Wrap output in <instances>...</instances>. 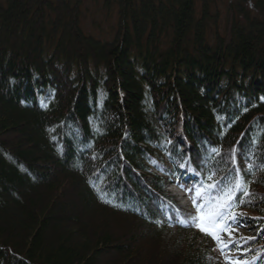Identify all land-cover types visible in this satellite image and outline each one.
Here are the masks:
<instances>
[{"label":"trees","instance_id":"trees-1","mask_svg":"<svg viewBox=\"0 0 264 264\" xmlns=\"http://www.w3.org/2000/svg\"><path fill=\"white\" fill-rule=\"evenodd\" d=\"M87 2L0 0V264H134L142 240L150 264H264V0H90L102 38ZM183 174L213 204L247 184L230 247L169 195Z\"/></svg>","mask_w":264,"mask_h":264},{"label":"rangeland","instance_id":"rangeland-1","mask_svg":"<svg viewBox=\"0 0 264 264\" xmlns=\"http://www.w3.org/2000/svg\"><path fill=\"white\" fill-rule=\"evenodd\" d=\"M92 1V0H91ZM88 3V2H87ZM114 16H112L110 19H108V15L102 11L101 7L98 6L96 3L90 2L88 3V7L86 5L85 12H84V21L82 23L83 30L86 34L93 33L95 35H100L98 38H102L104 36L103 33H107L109 30H111V27L114 24ZM97 22V27L95 30L92 29V23ZM100 34H99V30ZM89 33H88V32ZM91 35V34H90ZM95 35L93 37H95ZM111 35V32H110ZM155 172L154 170H152ZM181 179L178 180H172V182L167 184L166 190L168 192L172 191L174 194H184L186 195V201L185 204L187 206H190L191 204V211L192 212H197L196 207L194 206L193 202V196L195 195L194 189L199 188L198 184L194 183L193 179H189V177L185 178V175L180 176ZM170 190V191H169ZM172 195V194H170ZM207 195V196H206ZM207 199L208 203L206 204V207L210 205H214L211 201L210 195L208 191L205 189V192L203 196L197 200L195 203L200 204L205 202ZM176 201V200H175ZM203 212V211H202ZM201 212V213H202ZM111 216V215H110ZM106 223L105 225L107 226V231L114 236L117 240L120 242H125L127 241L130 236L133 235H138L141 230H139L137 223H132L130 220H125L120 217H109L107 221L103 219ZM87 221V222H86ZM84 220L86 224V228H88L89 235L91 236L92 234L96 233L99 231V227L103 225L102 219L100 218H89ZM123 221V222H122ZM116 223V224H115ZM66 229H61L60 233L58 236H66ZM81 232V231H80ZM78 232L76 234V237L72 240V243H77L81 239V233ZM245 232V231H244ZM243 232V233H244ZM256 232L255 229L251 228L249 235H254ZM92 237V236H91ZM199 244V243H198ZM160 249L157 246L153 245V242H145L142 240L141 245L139 248H137V258H135L134 264H150V257L149 255H155L157 258L160 256ZM113 258H109L107 256L104 257L102 264H113L112 261ZM125 259V257H124ZM119 261V260H118ZM110 262V263H109ZM120 262V261H119Z\"/></svg>","mask_w":264,"mask_h":264},{"label":"snow or ice","instance_id":"snow-or-ice-1","mask_svg":"<svg viewBox=\"0 0 264 264\" xmlns=\"http://www.w3.org/2000/svg\"><path fill=\"white\" fill-rule=\"evenodd\" d=\"M209 179H211V177H209ZM207 187L208 186L205 185L204 187L194 189V206L196 207L198 213L203 211V215L198 214L191 217L190 223L197 226L199 230L204 232L206 235H209L213 239L217 240L222 245L221 251H223L224 248L230 247V245L222 240L219 233H227L229 236H231L232 228L235 225H229L227 221H229V218L235 221L237 216V213L232 211V207H230L229 204L235 198L234 193L237 191L243 193V196L249 195L248 187L242 179H238L230 189L224 191L220 201L214 205L206 207V204L208 203L207 199L203 203L196 204L195 202L203 196ZM212 187H215V185H212ZM243 202L244 200L242 198L240 203ZM222 209H226V212L222 211ZM233 243L238 244V241L233 240ZM228 264H231V261H229ZM237 264H248V261H238Z\"/></svg>","mask_w":264,"mask_h":264},{"label":"bare ground","instance_id":"bare-ground-1","mask_svg":"<svg viewBox=\"0 0 264 264\" xmlns=\"http://www.w3.org/2000/svg\"><path fill=\"white\" fill-rule=\"evenodd\" d=\"M191 175V174H190ZM182 194V193H181ZM207 196V195H206ZM201 214V213H200ZM123 222V221H122ZM238 222H240V221H238ZM237 223V222H236ZM116 224V223H115ZM179 226V225H178ZM175 228V227H174ZM244 229V228H243ZM225 234V233H224ZM242 236V235H241Z\"/></svg>","mask_w":264,"mask_h":264}]
</instances>
